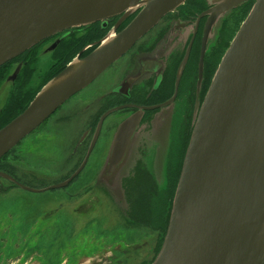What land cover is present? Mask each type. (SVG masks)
Here are the masks:
<instances>
[{"label":"water","instance_id":"obj_1","mask_svg":"<svg viewBox=\"0 0 264 264\" xmlns=\"http://www.w3.org/2000/svg\"><path fill=\"white\" fill-rule=\"evenodd\" d=\"M185 1L0 0V66L56 33L137 12L110 42L71 61L0 129V158ZM247 1L218 0L210 13L214 18ZM122 147H113L102 173L108 184L120 169ZM152 264H264V0H254L215 71Z\"/></svg>","mask_w":264,"mask_h":264},{"label":"flooded vegetation","instance_id":"obj_2","mask_svg":"<svg viewBox=\"0 0 264 264\" xmlns=\"http://www.w3.org/2000/svg\"><path fill=\"white\" fill-rule=\"evenodd\" d=\"M253 1L248 0V3L232 7L214 18L210 11L218 4V0H187L173 12L166 14L137 40L123 57L111 64L97 79V82L100 81L110 69L113 71L112 81L95 85L96 90L92 98L82 95L76 101H72L75 109L61 120L68 130L79 132L73 144L74 154L77 152L80 156L83 151V156L78 166L72 170L73 172L71 171L72 173L69 172L63 178L64 180L43 187L34 186L35 188L17 181L16 178L20 176L14 172L10 175L0 171L10 179L3 176L0 178L11 182L21 190L23 189L19 185L38 191L23 190L30 194L65 189L58 199L68 207H77L84 195L92 191L91 183L87 184L88 186H79L77 191H70L73 180L81 175L96 148L100 164L95 175L98 172L101 175L107 166L113 147L121 142L123 147L119 167L123 168L125 163L132 158L146 161L143 163L147 170L144 177L150 182V190L158 191L160 196L161 187L157 185L155 176L149 172L153 171L152 168L147 165L162 158L163 163H169L167 168L165 166L166 169L163 168L165 178L167 173V177L173 178L178 175L179 179L194 123L215 71L247 17ZM136 13L126 18L119 15L105 21L71 28L56 33L35 46L44 45L52 37L54 38L48 46L55 44L59 38L66 40L67 44L64 46H72L71 49L81 42L95 46L112 29L117 30L118 33L121 32ZM54 54L51 59H56ZM23 56L22 53L14 58L20 60L21 68ZM61 61L63 62L64 58ZM20 79L23 77L21 76ZM79 107L80 112L77 111ZM161 149L164 150L163 154ZM174 163L176 164L173 166ZM170 169H173V173L168 175ZM119 172L114 171L113 177L116 178ZM136 177L134 175L132 179L123 183L126 193L127 186ZM57 185L62 186L52 188ZM2 189L0 182V191ZM96 193L100 194V189ZM131 213L132 208L129 211V223L121 224H136ZM167 226L168 222L165 225L163 236H165ZM138 230L130 225L124 229V240L127 246L133 244L135 239L132 240V238L135 236L146 238V236L136 234L135 231ZM115 231L118 235L123 232L119 228Z\"/></svg>","mask_w":264,"mask_h":264},{"label":"rangeland","instance_id":"obj_3","mask_svg":"<svg viewBox=\"0 0 264 264\" xmlns=\"http://www.w3.org/2000/svg\"><path fill=\"white\" fill-rule=\"evenodd\" d=\"M53 38L47 40L42 46H34L35 48L32 47L34 49H29H32V52L22 57L23 66L20 67L21 69L14 79L12 75L20 65V60L13 59L12 62L9 61L11 63H5L7 66L2 69L5 81L0 83V110L2 109L0 129L21 114L41 88L59 74L69 62L73 61V57L77 53L80 54V51L84 49L81 55L82 59L95 47L90 43H79L72 50L73 54L65 57L64 61L68 60V57L69 59L72 57V59L61 67L64 61L51 59V56L63 48L67 41L59 38L58 44L53 49H49L48 44ZM30 69L34 70L31 74L32 78L26 80L24 73L27 74ZM56 69L58 72L55 73ZM112 72L109 69V73L100 81L97 82L99 77L96 78L85 89L72 96L37 129L2 156L0 171L10 175L14 172L20 176V178H16L17 181L33 188L64 180L63 178L78 166L83 151L80 156L77 155V152L74 154L73 144L79 132L68 130L61 120L75 109L72 101H76L82 95L92 98L96 90L95 85L112 81ZM19 76H22L23 79H20ZM12 88L14 94L17 92L26 93L25 107L17 115L2 120V117L5 116L4 113L9 109L7 107L5 110V103L6 98L9 99L12 96V94L8 96V92ZM77 111L80 112V107ZM83 117L85 118V116ZM141 150H145V148H141ZM70 152L73 156L70 155ZM161 152L163 154L164 150L161 149ZM97 156L96 148L91 154L86 168L77 179L73 180L70 186V191H77L79 186L91 183L92 191L84 195L77 207H68L60 202L58 198L65 189L30 194L0 178L3 187L0 191V264H152L164 240L165 227H160L162 223L159 224L157 219L159 215L156 211L158 208L161 210L159 203L173 185L171 184L172 178L167 177V173L166 178L164 176L163 168L165 166L167 168L169 163H163L164 160L162 161L161 158L147 165L152 168L153 171L149 172L155 176L157 185L161 187L159 190L161 195H158V191L154 192L149 189L144 193L140 192L144 195V205L149 209L153 222L136 220L142 225L139 227L134 223L129 224L133 228L139 229L135 231L136 234H141L146 238L135 236L132 238V240L135 239L133 244L127 246L123 233L129 225L121 223H129V211L132 206L134 209L132 201L137 195L133 192L136 191L133 183L127 186V193L123 183L136 175L134 183L147 184V179L144 177L147 170L143 165L146 161L143 162V159L135 158L128 160L124 167L118 170V172L120 171L119 175L108 184L102 179V174L99 175L98 172L95 175L100 164ZM76 161L77 163H75ZM72 166L74 167L71 168ZM139 166L140 168H138ZM168 173L171 175L173 169H170ZM93 175L95 176L93 177ZM98 189H100V194L96 193ZM104 191L107 192L104 193ZM170 210L171 206L169 213ZM116 228L123 232L118 235L115 231Z\"/></svg>","mask_w":264,"mask_h":264},{"label":"trees","instance_id":"obj_4","mask_svg":"<svg viewBox=\"0 0 264 264\" xmlns=\"http://www.w3.org/2000/svg\"><path fill=\"white\" fill-rule=\"evenodd\" d=\"M89 39L91 40L92 38H89ZM64 47L65 46H63V48ZM71 47L72 46H67L62 51L58 50L57 52H55V54H54L55 58L58 59V60H62V58L65 59V57L71 56V54H73L72 50L74 49V47H73V49H71ZM34 48H32V49H34ZM31 50L25 52L23 55L30 54L32 52ZM66 60L64 61L63 64H61V67L65 66L71 59H69V57H68V60L67 61ZM11 62H9V63H11ZM9 63H6V64H9ZM6 64H4V65H2L0 67V83L5 81V76L2 75L3 74L2 69H4L7 66ZM33 71L34 70L30 69L29 72H27V74L24 73L25 74L24 78L26 80L29 79V78H32L31 74H32ZM56 72H58V69H56L55 73ZM23 85L25 86V84H23ZM10 94H12V96L9 99L6 98L7 101L5 103V110L7 109V107L9 109H7L6 113H4L5 116L2 117V120L3 119H7V118H11L14 115H17L25 107L24 105H25L26 93L24 94V93H21V92H17V93L14 94L13 88H12V89L9 90L8 96ZM1 111H2V109L0 110V112ZM1 124H2V121L0 122V125ZM172 179H171V184H173L172 188L170 189L169 192H167L165 194L163 199L160 201L159 205L161 206V210H160V208H158V210L156 211L157 214L159 215L157 217L158 222H159V224L162 223V225L160 226L161 228H164L165 225L168 222L169 209H170V206H171V200H172V197H173V192H174L176 183L178 181V175L173 177ZM134 181L135 180H133L132 183H133V187L136 188V191H133V192L137 195V197L133 201L134 202V209H133V206H132V213L131 214H132V216L134 218V222H136V225L139 227V226H141V224L139 222H137V221L146 220L148 223H149V221L153 222V218H151V215L149 214V209L144 205V200H143L144 195L140 193V192H142V193L146 192L147 189L150 190L151 186H150V182L148 180H147L148 182L146 181L147 184H145V185H143V184L138 185L136 182H135L136 183L135 184ZM171 184H170V187H171Z\"/></svg>","mask_w":264,"mask_h":264},{"label":"bare ground","instance_id":"obj_5","mask_svg":"<svg viewBox=\"0 0 264 264\" xmlns=\"http://www.w3.org/2000/svg\"><path fill=\"white\" fill-rule=\"evenodd\" d=\"M253 3H254V1H253ZM117 35H118V31L112 29L108 34L105 35V37H103L102 39H100L97 42V44L95 45V48L92 51H94L99 46H104L105 44L110 42L112 39H114V37L117 36ZM83 52H81L80 54L74 56L73 63H76L77 61H79V59H81V55H82Z\"/></svg>","mask_w":264,"mask_h":264}]
</instances>
